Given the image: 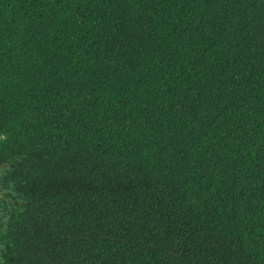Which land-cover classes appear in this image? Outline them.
Here are the masks:
<instances>
[{"label": "trees", "instance_id": "1", "mask_svg": "<svg viewBox=\"0 0 264 264\" xmlns=\"http://www.w3.org/2000/svg\"><path fill=\"white\" fill-rule=\"evenodd\" d=\"M0 264H264V0H0Z\"/></svg>", "mask_w": 264, "mask_h": 264}]
</instances>
